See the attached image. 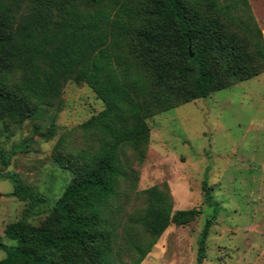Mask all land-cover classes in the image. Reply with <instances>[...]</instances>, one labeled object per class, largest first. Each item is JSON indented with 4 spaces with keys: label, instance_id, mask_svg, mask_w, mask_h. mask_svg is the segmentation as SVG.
<instances>
[{
    "label": "trees",
    "instance_id": "trees-1",
    "mask_svg": "<svg viewBox=\"0 0 264 264\" xmlns=\"http://www.w3.org/2000/svg\"><path fill=\"white\" fill-rule=\"evenodd\" d=\"M264 72V34L249 0H0V122L60 102L64 85L87 83L104 107L81 122L78 150L56 148L73 174L39 225L28 215L45 196L18 173L11 194L27 201L10 222L0 264H140L172 223L201 206L174 209L167 189H138L148 119ZM52 134V133H51ZM0 149L5 169L13 153ZM204 202L212 192L202 183ZM141 198V206L127 204ZM215 216L198 237L197 264Z\"/></svg>",
    "mask_w": 264,
    "mask_h": 264
},
{
    "label": "rangeland",
    "instance_id": "rangeland-1",
    "mask_svg": "<svg viewBox=\"0 0 264 264\" xmlns=\"http://www.w3.org/2000/svg\"><path fill=\"white\" fill-rule=\"evenodd\" d=\"M264 34V0H249ZM104 107L85 82L69 80L61 100L42 105L32 116L0 122V149L12 154L0 163V237L7 225L24 214L27 201L11 194L13 171L22 182L45 196L28 215L41 224L53 211L73 174L55 157L59 143L78 150L83 137L77 126ZM150 141L139 162L138 189L159 185L172 196L174 209L201 206L202 213L184 225L170 224L140 264H197L198 237L207 218L215 216L206 240L202 264H264V72L182 103L148 119ZM52 133V134H51ZM211 187L204 202L203 181ZM141 206V198L127 204ZM5 251L0 249V259Z\"/></svg>",
    "mask_w": 264,
    "mask_h": 264
}]
</instances>
